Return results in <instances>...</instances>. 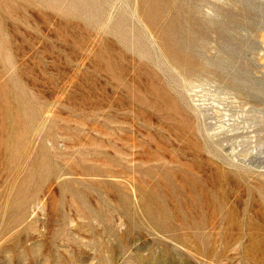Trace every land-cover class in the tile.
Masks as SVG:
<instances>
[{
  "label": "rangeland",
  "instance_id": "obj_1",
  "mask_svg": "<svg viewBox=\"0 0 264 264\" xmlns=\"http://www.w3.org/2000/svg\"><path fill=\"white\" fill-rule=\"evenodd\" d=\"M0 41V264H264V0H0Z\"/></svg>",
  "mask_w": 264,
  "mask_h": 264
},
{
  "label": "bare ground",
  "instance_id": "obj_2",
  "mask_svg": "<svg viewBox=\"0 0 264 264\" xmlns=\"http://www.w3.org/2000/svg\"><path fill=\"white\" fill-rule=\"evenodd\" d=\"M3 46V42L0 41V47ZM19 46V45H18Z\"/></svg>",
  "mask_w": 264,
  "mask_h": 264
}]
</instances>
